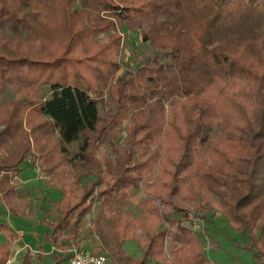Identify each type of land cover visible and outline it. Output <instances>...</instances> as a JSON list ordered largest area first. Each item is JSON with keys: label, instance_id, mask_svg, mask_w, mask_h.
Listing matches in <instances>:
<instances>
[{"label": "trees", "instance_id": "trees-1", "mask_svg": "<svg viewBox=\"0 0 264 264\" xmlns=\"http://www.w3.org/2000/svg\"><path fill=\"white\" fill-rule=\"evenodd\" d=\"M113 25L153 52L117 77ZM8 89L0 203L32 217L17 177L37 167L49 177L62 192L41 208L56 216L44 220L55 264L72 255L63 232L77 235L93 206L92 231L117 262L208 264L185 205L206 212L211 197L264 264V0H0V95ZM107 149L114 162L101 180L96 155ZM137 190L145 201L133 217L125 203ZM2 232L13 236L0 223ZM126 239L142 244L139 259ZM8 255L0 245V264Z\"/></svg>", "mask_w": 264, "mask_h": 264}, {"label": "rangeland", "instance_id": "rangeland-1", "mask_svg": "<svg viewBox=\"0 0 264 264\" xmlns=\"http://www.w3.org/2000/svg\"><path fill=\"white\" fill-rule=\"evenodd\" d=\"M111 31H116L120 36V51L118 54L121 67L117 72L116 77L126 71H134L139 63L145 62L151 55H153V52L148 49L147 45L142 43L140 33H127L124 28H120L116 25H113ZM108 33L109 31L99 33L97 39L107 37ZM49 93L50 92L48 87L45 86L42 89L41 96L43 98H46ZM12 97H14V93L12 90L8 89L4 94L0 95V104L5 103ZM108 105L109 98L105 97L102 103L103 115L107 113ZM125 137L126 133L123 132L119 139L120 142H124ZM96 160L99 164V172L101 175L100 179L103 180L105 177H108V172L114 162V154L110 149L101 150L96 155ZM17 180L21 187H23L22 189H19L21 197H25V195L27 194L26 191H28L30 192L29 197L32 202L35 201V203L33 202L34 208L32 206V208L34 209L32 213L33 219L39 220L41 222L42 220H54L55 217L53 214L44 215L42 213L43 210L39 206L40 201L45 202L50 200L46 193L49 189L47 187L49 177L40 168L37 167L36 169H27V171L22 172L17 177ZM137 192L138 194H136ZM134 194L136 195L134 196L133 203L130 204V209L133 215L139 216L142 213V208L140 205L145 201V195L141 190L135 191ZM211 199L213 202V206L209 205L206 208L207 211H203L202 213H200L199 211V208H201V206H199V203L188 202L185 205V209L187 210L186 224L194 229L199 241L203 246V250L205 251L208 259V264H255L251 253L241 248V246L244 245L247 241H244V237H242L240 233H237L235 231V227L226 216V210L222 206L221 201L212 197ZM46 206L47 208L51 207L49 203H47ZM96 211L97 207L93 206L92 211L90 213H87L82 221L85 227L83 232L80 233L85 234V244H74V247L87 249L96 254H103L107 257V264H113V262L110 261L113 260V258L109 256V253L107 251L101 252V243L99 237L94 231H92L91 228L92 220L95 217ZM173 215L176 218L181 217V215L177 212H175ZM24 218L25 217H19L10 213L9 210L7 214H4V209L0 207V222L6 224H9V222H11V226L13 225L12 228L14 231L16 230L25 233V237L23 238L24 243L26 241V243H30L31 245L35 246L36 243L34 240H30V235L35 230L39 231L40 229H43L44 226H40L37 228L35 226L31 227L30 220H28L29 222H26ZM167 227L171 228L172 226L168 224ZM1 234V243H3V241H5L6 239V236L9 237V235L6 232H2ZM137 234H139L140 236L143 235L141 231H138ZM169 242L170 240L166 239V248L164 250L165 254H167L169 250ZM16 243V245L18 246L20 244H23L22 240H19V242ZM129 243H132V241H129L128 244ZM135 243H137V246H135L136 251L141 252L142 244L140 245V243H138L137 241ZM32 248L33 247L31 246L30 249ZM66 248L69 249L68 247ZM58 255H60V253ZM31 257L32 256L30 255L29 258L24 261V264H29ZM51 257V254L47 256H41L40 258H37L35 256L34 261L38 264H55L52 261ZM60 264H69V260H65ZM120 264L125 263L120 262ZM160 264H164L163 261H161Z\"/></svg>", "mask_w": 264, "mask_h": 264}, {"label": "crops", "instance_id": "crops-1", "mask_svg": "<svg viewBox=\"0 0 264 264\" xmlns=\"http://www.w3.org/2000/svg\"><path fill=\"white\" fill-rule=\"evenodd\" d=\"M25 171H27V170H24L23 172H25ZM22 188L23 187H21V185H20L19 186V189H22ZM26 190H28V189H26ZM26 192H27V194L25 195V197H22V198L29 199L30 200V204L33 206V204L35 203V201H33L34 202L33 203L32 200L29 197V193L30 192H28V191H26ZM46 193H47V195H48V197H49L50 200L45 201V202L40 201L39 206H40V208L44 207L46 210H50L51 207L50 208H47V206H46L47 203H49L50 206H51V203L52 202L57 201V200H59L62 197V192L60 190H58V189H51V188H49ZM136 194H138V192ZM136 194H133L132 197L129 200H127L126 203H125V210L127 212H129L133 217H138V216L133 215V213L131 212V209H130V204L133 203V199H134V196ZM142 203H141V205H142ZM0 207L4 209V214L5 213L7 214L8 208L4 204H1V203H0ZM33 208H34V206H33ZM54 217H55V219L54 220H51V221H55L56 220V216L55 215H54ZM24 219L26 220V222H29L28 220H30L31 227H33V226H35L36 228L37 227H40V226H44V227H43V229H40L39 231L35 230V231H33L31 233L30 240L31 241L34 240L35 243H36V245L33 246L30 243H26V241L24 243L23 238L25 237V233H23L21 231H16V230L14 231L13 228H12L13 225L11 226V222H9V224L3 223V224H5L8 227V229L11 231V233L13 235L12 237L11 236H9V237L6 236L5 241H3V243H1V236H2V234L0 233V245L6 244L9 247V255H8V258H7V261H6L5 264H24V261H26L27 258H29L30 255L32 257L30 258L31 260H30V263L29 264H38V263H36L34 261L35 256L37 258H40L41 256H47V255H50V254L52 256V254L56 250L52 246V244L44 241V237L48 233L49 229L44 224V221L43 220H42V222L39 221V220H34L33 219V216L32 217L27 216ZM0 223H2V222H0ZM84 227H85V225H83V222H82V224H81V226L79 228V232L75 236L70 232L69 229L63 232L62 241L65 243V246L69 248V250L72 247H74V244L75 245H77L78 243L79 244H82V245L85 244V242H86L85 241V234L80 233V232H83ZM19 240H22L23 244H20L18 246V245H16L17 244L16 242H19ZM129 241H132V243H129L128 244ZM135 242H136V240L126 239V240H124V242L122 244V248H123L124 252L127 255H129L132 259H139L141 257V255H142V249H141V252L136 251V249H135L136 247L135 246H137V243H135ZM69 243H70V245H69ZM31 246L33 247L32 249H30ZM56 253H57V255L59 253L61 254L60 250H56ZM51 259L53 261V256L51 257ZM110 261H112L113 264H120V262H117L114 259L113 260H110ZM107 263H108V261H107ZM160 263L161 262H156L153 259H151L148 262V264H160ZM69 264H70V260H69Z\"/></svg>", "mask_w": 264, "mask_h": 264}, {"label": "built area", "instance_id": "built-area-1", "mask_svg": "<svg viewBox=\"0 0 264 264\" xmlns=\"http://www.w3.org/2000/svg\"><path fill=\"white\" fill-rule=\"evenodd\" d=\"M70 264H106L107 257L103 254H96L90 250L72 247L70 249Z\"/></svg>", "mask_w": 264, "mask_h": 264}]
</instances>
